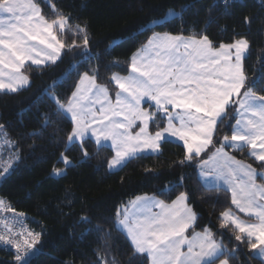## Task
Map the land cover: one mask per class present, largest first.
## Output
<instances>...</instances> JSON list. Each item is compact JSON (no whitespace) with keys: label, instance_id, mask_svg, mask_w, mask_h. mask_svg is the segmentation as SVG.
<instances>
[{"label":"snow or ice","instance_id":"6c2138e0","mask_svg":"<svg viewBox=\"0 0 264 264\" xmlns=\"http://www.w3.org/2000/svg\"><path fill=\"white\" fill-rule=\"evenodd\" d=\"M178 15L173 10L167 13ZM68 27L67 16L49 20L34 0H0V90L15 93L28 86L29 77L22 72L25 65H56L72 52L90 57L87 26L76 25L73 38L65 40ZM248 50L246 39L216 45L207 35L154 33L129 58L128 74L111 77L118 89L114 99L108 87L97 83L96 68L83 71L65 102L51 95L52 115L68 117L73 125L66 151L77 146L87 157L88 139L100 147L110 141L115 155L107 166L117 170L143 155L162 154V145L175 138L184 149L178 166L199 169L208 187L227 185L224 190L230 191L231 204L255 218L256 222H246L231 209L220 213L219 228H230L238 242L229 249L210 226L199 224L188 191L175 192L170 203L156 196H137L118 209L113 220V227L130 242L128 264L137 260L140 264H230L244 244L264 258V182L257 183L258 175L264 180V172L226 151L247 148L264 170V77L250 80L246 75ZM230 109L239 111L234 126L226 124ZM44 119L50 121L49 116ZM60 159L66 166L72 163L63 153ZM10 167L9 163L3 173ZM53 173L62 176L64 171L54 168ZM182 187V183L173 186ZM97 230L105 231L99 226ZM40 240L41 233L31 230L13 234L9 228L7 235L0 234V242L15 249L14 264H30L39 256Z\"/></svg>","mask_w":264,"mask_h":264},{"label":"trees","instance_id":"16d2710c","mask_svg":"<svg viewBox=\"0 0 264 264\" xmlns=\"http://www.w3.org/2000/svg\"><path fill=\"white\" fill-rule=\"evenodd\" d=\"M226 1L34 0L47 19L68 17L65 40L73 38L76 25H86L92 55L82 57L72 52L56 65L28 66V88L16 93L0 92V125L4 126L0 136H8L14 143L1 157L11 164V173L0 186V198L8 200L29 230L41 233L37 245L41 254L30 264H128L130 242L113 227L117 210L144 195L170 203L178 191L189 192L201 226H210L229 249L237 246L231 229L219 228V216L228 209L242 219L245 216L231 204L229 191L207 188L199 179V169L178 166L184 152L181 144L169 140L162 145V154L143 155L122 169L109 170L107 165L114 155L108 147L88 139L87 157L77 146L65 150L67 133L73 125L68 117L52 115L55 105L50 98L55 95L65 102L88 68H96L97 83L114 93L117 89L111 77L127 75L131 55L154 33L164 32L197 38L207 35L216 45L246 39V75L250 80L264 77V0ZM170 9L179 15L150 26ZM75 38L79 43V37ZM72 65H76L74 70ZM45 116L50 117L49 122ZM228 116L226 124L234 126L236 111L230 109ZM224 131L229 132V128ZM227 151L257 165L246 150ZM62 153L71 165L61 161ZM54 168L64 174L55 175ZM180 183L182 188H173ZM162 191L167 194L161 195ZM97 226L105 231H98ZM255 251L240 245L230 264H264ZM0 264H14V253L0 248Z\"/></svg>","mask_w":264,"mask_h":264},{"label":"built area","instance_id":"2783aa9c","mask_svg":"<svg viewBox=\"0 0 264 264\" xmlns=\"http://www.w3.org/2000/svg\"><path fill=\"white\" fill-rule=\"evenodd\" d=\"M228 3H234L238 2V0H227ZM14 146L13 142L9 141L8 136H0V186L5 181V179L9 176L11 173V167L9 168V171L7 173H3V168L9 164L8 160H1V157L3 156L4 152L7 150H11V148ZM4 201V207L0 208V234L7 235L8 229L10 228L12 230V233L15 234L17 232H26L29 230L26 221L24 218L21 217L20 214L15 213L8 200L1 199ZM7 224V228L5 225ZM0 248L12 251L15 253V249L10 245H4L2 242H0Z\"/></svg>","mask_w":264,"mask_h":264},{"label":"rangeland","instance_id":"374dc122","mask_svg":"<svg viewBox=\"0 0 264 264\" xmlns=\"http://www.w3.org/2000/svg\"><path fill=\"white\" fill-rule=\"evenodd\" d=\"M170 10H173V11H175V12H177L176 10H174V9H170ZM168 13V12H167ZM167 13H166V15L163 17V18H161V19H156V20H160L161 21V23L162 22H164V21H167V20H171V19H173V18H175V17H168L167 16ZM177 13H179V12H177ZM150 26H154L153 25V23H151L150 24ZM67 29V28H66ZM58 63V62H57ZM33 67H45V66H36V65H32ZM27 67H28V65H25V70L27 69ZM25 70L23 71V73L25 74ZM26 75V74H25ZM27 76H28V74H27ZM29 77V76H28ZM29 81H30V78H29ZM114 83V82H113ZM29 85H30V83H29ZM29 85L28 86H26L24 89H26V88H28L29 87ZM115 85V84H114ZM21 90H23V89H21ZM21 90H19V91H21ZM118 90V89H117ZM0 92H7V93H13V92H9V91H7V90H0ZM18 92V91H17ZM16 93V92H15ZM115 93V92H114ZM114 93H112L111 94V96H112V98L114 99ZM236 108L238 109V105L236 106ZM236 115H237V119L239 118V111H236ZM91 140V139H90ZM93 141V140H92ZM94 142V141H93ZM245 150H246V152H247V154H248V156L257 164V165H254V164H251V163H249V162H246V161H243V160H241V159H239V158H237L236 156H235V158L237 159V160H241L243 163H245V164H251L252 165V167L253 168H256L257 169V172L258 173H262V172H264V170H262L261 168H260V163L261 162H259V161H256L253 157H251L250 156V150L249 149H247V148H245ZM114 152V151H113ZM113 155H115L114 153H113ZM230 155H232L231 153H230ZM232 156H234V155H232ZM262 182H264V180H262V178H261V175H258L257 176V183H262ZM129 205V204H128ZM237 209V208H236ZM236 215V214H235Z\"/></svg>","mask_w":264,"mask_h":264},{"label":"crops","instance_id":"0c3cea01","mask_svg":"<svg viewBox=\"0 0 264 264\" xmlns=\"http://www.w3.org/2000/svg\"><path fill=\"white\" fill-rule=\"evenodd\" d=\"M246 54H247V53H245V56H246ZM24 70H25V69H22V72H23ZM23 74H24V73H23ZM25 74H26V70H25ZM109 94H110V96H111V93H110V92H109ZM69 119H70V118H69ZM137 130H138V129H137ZM91 140L94 141V139H91ZM169 140L181 144V142L176 141L175 138H169ZM110 143H111L110 141H109V142H106V143L104 144L103 147H108V148H110L112 151H114V150L111 148ZM231 150H232V149H231ZM226 151H227V149H226ZM113 153L115 154V152H113ZM229 154H230V153H229ZM147 155H152V154H147ZM199 179H200L201 183H202L205 187H207V188H211V187H208V186L205 185V183L203 182V180H202V178H201L200 172H199ZM208 180H209L210 183H215V181H214V179H213L212 177H209ZM225 188H227V185H224L223 189H225ZM229 192H230V191H229ZM230 194H231V193H230ZM234 206H235V205H234ZM237 210L239 211V209H237ZM154 211H158V209H154ZM239 212H240V211H239ZM240 213H242V212H240ZM242 214L245 216V219H243V220H245L246 222H256L254 217L248 216V215L245 214V213H242ZM241 219H242V218H241ZM123 233H124V232H123ZM124 234H125V233H124ZM125 235H126V234H125ZM185 251H186V248H185ZM256 257H257L258 259H260V260L264 263V258H261L260 256H257V255H256Z\"/></svg>","mask_w":264,"mask_h":264},{"label":"water","instance_id":"95a60500","mask_svg":"<svg viewBox=\"0 0 264 264\" xmlns=\"http://www.w3.org/2000/svg\"><path fill=\"white\" fill-rule=\"evenodd\" d=\"M35 258H36V257H35ZM33 259H34V258H33ZM33 259H32V260H33ZM32 260H31V261H32Z\"/></svg>","mask_w":264,"mask_h":264}]
</instances>
